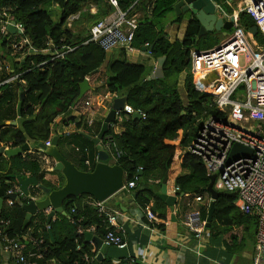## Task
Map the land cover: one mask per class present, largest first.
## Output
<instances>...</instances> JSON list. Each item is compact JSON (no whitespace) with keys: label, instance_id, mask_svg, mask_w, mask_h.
Wrapping results in <instances>:
<instances>
[{"label":"trees","instance_id":"obj_1","mask_svg":"<svg viewBox=\"0 0 264 264\" xmlns=\"http://www.w3.org/2000/svg\"><path fill=\"white\" fill-rule=\"evenodd\" d=\"M178 1L118 0L120 8L124 11L133 6L136 10L144 12L143 17L139 19L132 46L141 50L149 43L156 62L165 57L163 77L148 79L151 74L148 66L130 62L124 50H121L124 58L113 59V53L110 60H107V51L89 40V28L79 26L83 23H89L90 26L113 12V7L103 0H0V10L9 11L16 21L25 25V34L35 48L43 49L47 47V42L52 40L74 49L63 58L52 61H49V56L42 54H31L17 61L16 58L22 55V50L15 56H11L7 51L2 53V57L11 63L13 71L22 73L20 80H25V83H8L0 88V146L20 147L29 139L34 140L36 144L45 142L52 136V125L61 118V123H75L77 129L86 130L77 132L75 136L83 141L82 149H89L91 167L83 162L77 166L82 170H93L99 150L86 134L96 136L103 122L91 132L93 125L89 126L83 117L77 121L75 116H71V112L83 100L82 98L76 102L80 94V83L106 67L110 72L106 79V91L126 97L127 105L145 114V118L133 117L121 111L119 117L123 131L116 136L119 147L125 152L117 164L123 167L126 181L137 180V203L145 208L154 201L153 212H158L160 218L173 224L172 212L157 196L166 175L175 187H180V191L174 192L175 195L190 193L203 197L207 195L205 198H208L207 187L210 178L206 167L198 156L185 150L197 136L202 119L209 116L225 117V114L213 106L210 95L195 89L191 52L212 49L219 45L220 41L217 40L215 31L198 37L201 23L194 15L184 37L172 39L167 31L168 26H179L185 17L176 15L169 24L166 22L167 15L175 11L174 6ZM149 3L150 12L147 9ZM91 4L97 6L96 13L84 11L85 8L89 9ZM225 8L229 12L233 11L229 5H225ZM77 13H80L79 18L71 28L68 27V18ZM239 22L246 32L256 26L254 20L244 12L240 14ZM259 34L258 32L257 37ZM213 36L215 41L211 40ZM2 39V46L7 49L6 40L4 37ZM181 76L183 82L180 80ZM180 86L184 87L185 92L180 90ZM21 89L25 90L26 95L22 116L18 118L17 106ZM15 120L19 121L18 126L11 124ZM117 122L116 119L114 123ZM113 132L114 129L110 126L105 137ZM59 137L61 141L62 136ZM31 150L11 158L0 157V218L11 221L9 234L15 236L33 228V236L42 237L45 241L42 247L46 249V253L39 264H140L124 258L118 263L111 258L95 262L97 247H92L85 234L94 227V233L104 236L108 222L106 216L98 212V201L88 194L67 198L64 201V211L67 215L59 213L58 218L53 217L48 223L47 214L39 212L32 217L28 227L23 229L26 216L23 206L19 201L13 206L8 205V190L19 185L18 180L12 178L11 174L18 172L24 178L36 177L40 183L53 189L61 187L64 183L62 173L53 170L60 175V183L50 184L45 179L46 157L37 148ZM178 168L183 172L177 173ZM32 189V194L40 192L38 187ZM84 198L90 200L85 201ZM236 200L237 195L224 193L215 201L213 220L210 228H207L210 237L230 234L233 228L256 220L255 217L242 213L236 206ZM22 202L27 203V199H22ZM72 209H75V212H72ZM208 210L206 206L203 207L204 219L207 218ZM47 225L50 228H47ZM230 236L234 244L230 246V250H240L238 236Z\"/></svg>","mask_w":264,"mask_h":264},{"label":"built area","instance_id":"obj_2","mask_svg":"<svg viewBox=\"0 0 264 264\" xmlns=\"http://www.w3.org/2000/svg\"><path fill=\"white\" fill-rule=\"evenodd\" d=\"M103 1L114 10L88 27L89 40L97 43L105 51L114 52L115 48L119 47L125 52H133L136 49L132 46V42L139 25V11L133 6L126 11L122 10L118 0ZM225 5L232 7L233 11L229 12ZM216 6L219 16L233 17L235 34L227 42L212 49L192 50L191 71L195 89L210 95L213 106L225 114V117L209 116L204 121L201 120L197 136L185 151L198 156L203 161L209 177L216 174L214 182L216 190L235 192L238 209L244 214L255 217L257 232L253 264H264V49L256 51L251 44V40H254L253 36L250 31L246 32L241 28L239 22L241 13L248 14L258 27V32L264 36V0H225L223 3H216ZM150 8L149 3L148 12ZM88 10L96 13L98 9L96 5L91 4L89 9H84V11ZM79 16L80 13L71 15L68 18V27L71 28ZM13 21L16 29L14 33L8 29V25ZM25 32V25L16 21L13 14L7 10H0V38L4 37L6 40V51L11 56L22 50V55L16 58L17 61L31 54L47 55L49 61H52L63 58L66 53L74 50L70 46L57 44L52 40L47 42V47L37 49ZM144 48V52L152 56L149 43H146ZM2 55L0 52V88L15 80L25 83V80H20L22 73H15L11 63ZM242 59L245 62L244 66L241 64ZM86 78L90 81V76ZM109 96L112 103L117 94H109ZM97 98L100 99V95L96 96ZM107 98L108 95L98 105H102ZM78 107H81L83 113L88 114L86 117L88 125H93L94 99L84 96ZM119 113L117 112L116 115L118 122L110 124L115 128L113 134L106 136L100 142L101 149L109 153L110 161L113 163H117L125 154L116 140V136L121 134L118 128V123L121 122ZM140 113L145 118V114ZM65 134L70 136L72 132L66 131ZM51 138L44 142L46 146L51 144ZM236 143L250 148L252 154L231 159ZM36 148L40 151L38 147ZM83 151L88 154L89 149L85 148ZM41 153L46 157V169L53 170V161L51 163L53 159L44 152ZM84 162L87 166L91 165V160L87 156ZM136 185V179L126 181L123 189H133ZM174 191H180V187L176 186ZM12 194H15L16 198L9 197ZM183 196L188 200L182 214V225L200 239L207 231L206 219L202 216L203 207L195 203L202 204L206 200L203 206L209 208L211 195L209 194L207 199L190 193ZM7 197L9 206H13L18 201L17 198L27 199V203L31 199H38L37 195L32 193L25 196L20 185L8 190ZM97 206L98 212L103 213L108 222L107 231L103 236L104 245L126 247L127 243L118 222V213L108 211L103 202H98ZM72 212H75V209H72ZM144 212L150 221L159 222L157 214L148 205L144 208ZM10 226L9 219L0 218L1 260L6 264H39L46 253V249L42 247L44 239L35 238L32 229L11 236L8 232ZM47 228L50 226L47 225ZM94 229L92 227L88 231L94 232ZM86 259H88L87 255Z\"/></svg>","mask_w":264,"mask_h":264},{"label":"crops","instance_id":"obj_3","mask_svg":"<svg viewBox=\"0 0 264 264\" xmlns=\"http://www.w3.org/2000/svg\"><path fill=\"white\" fill-rule=\"evenodd\" d=\"M189 22V17H184L183 21L179 25L180 31H182V33H179L178 37L176 38L182 39L184 37ZM169 26L167 29L168 32ZM172 27H174V25ZM129 54H132L135 59L139 61L144 57H151L153 61L152 63L148 64V67L151 69V73L155 70L157 62L153 58V56H150L144 52V48L141 50L135 49L133 52H126L125 56L128 57ZM99 72L100 71L95 72L94 74L98 75ZM101 77L102 76H100L99 79ZM103 80L106 82V79ZM13 83H21V85L24 84V82H20L19 80H15ZM109 94L111 95L112 93ZM109 97L110 96L108 95L107 105L104 103L102 105H97L95 98L92 97L94 99L93 108L95 110L93 115L94 123L91 132H94L96 127L104 121L106 115L110 111L112 103ZM87 115V113H83V111H81V107H77L71 112V116H75L77 121H79L81 117H83V119H86ZM16 121L18 126L20 123L18 120ZM118 128L121 130V132L123 131L121 123H118ZM113 129L115 130V128ZM66 131H71L72 136H66ZM81 131L85 132L86 130H84V128L77 130L76 126L73 123H70L69 125L61 123V119H58L55 124L52 125V135L62 136V140H59V147L61 152L67 159L71 160L76 165L81 164L82 162L85 164V162L83 161V157L84 159L86 158V156L89 157L90 152L89 151L88 154L84 153L81 147L84 145L83 141L78 138V136H75L77 132ZM97 157L95 162H97ZM54 164L55 162L53 160L52 165L54 166ZM88 167H91V165ZM46 172L47 173L45 174V179L50 182V184L58 185L60 183L61 177L59 174L54 173L53 170L49 169H46ZM180 172H183V170L181 168H178L177 173ZM136 188L137 187L133 189H122L112 197L107 199L105 202H103V205L108 211L112 213H118L119 226L127 243L126 247L124 248H118L116 246L109 247V250L103 259L111 258L115 263H118L119 260L123 258L129 260L134 259L135 262H138L140 264H253L256 247V220L254 222L247 221L244 226L233 228L230 234H223L216 238H213L210 237L208 231H206V233H204V235L200 239H198L182 225V214L188 200L186 197H184L183 195L178 196V201L175 205L174 210L177 220H172L173 224H170V222L166 219L160 218L158 216V212H156V214L159 218V222H152L146 216L144 208L141 207L136 201ZM168 189L171 194H174L175 186L172 180L168 181ZM32 190V186H30V193H33ZM36 195L38 199L44 198V194H42L41 192L36 193ZM205 197H207V195H204V198ZM84 200L89 201L90 199L84 198ZM204 203H206V200L204 201ZM204 203L202 202L201 204L200 202H197L195 204L197 206L204 207ZM153 205L154 201H152L148 206L153 210ZM45 213L47 214L48 212ZM58 217L59 214H56L54 216V219ZM31 229L32 231H34L33 228ZM235 229H240V233H235ZM92 233L94 235H98L94 232ZM231 234H236L238 236V240L241 245L240 250H237L235 252L230 250V246L234 245L230 236ZM100 237L103 238V236ZM250 241H252V244L249 243ZM89 242L93 248H95L94 245L97 247L98 253L99 248L97 244H95L93 241ZM94 260L95 262H99L98 260H96V257L94 258ZM0 264H6L1 260V257ZM47 264L57 263L51 262Z\"/></svg>","mask_w":264,"mask_h":264},{"label":"water","instance_id":"obj_4","mask_svg":"<svg viewBox=\"0 0 264 264\" xmlns=\"http://www.w3.org/2000/svg\"><path fill=\"white\" fill-rule=\"evenodd\" d=\"M216 3H218L217 0H179L174 6V10L178 16L190 13L198 19V21L201 23L198 37L214 31L223 32V34L226 35L228 31L234 27V19L232 16L230 18L219 16ZM14 24L15 21L8 25V29L12 33L16 32ZM250 33L252 36H256L258 34V27H252L250 29ZM112 54V50L107 51V60H110ZM164 61L165 57H161L157 60V66L155 70L149 75L148 79L163 77ZM90 90L91 86L89 79L85 78L84 81L80 83V94L76 102H79L82 98H84L86 93ZM25 95V90L21 89L19 103L17 106L19 118L22 116ZM121 111L129 113L133 117H141V113L139 111L134 110L132 107L127 105L126 97L117 96L113 99L111 109L106 115L99 133L94 137L86 134L87 138L92 140L99 150L97 162L93 170H82L74 162L64 156L59 147V135H54L51 138V144L49 146H46L44 142L36 144L35 141L31 139H29L28 142L20 147L6 148L4 145L0 146V157L6 156L7 158H11L38 147L41 152H44L47 156L54 160L55 164L53 170L61 172L64 177L63 185L57 189H53L40 183L36 177L24 178L18 172L11 174L12 178H16L18 180V183L25 196H29L30 186L38 187L40 192L44 194V198L36 200L31 199L30 202L24 204L21 198H17V200L23 206V209L26 211L23 229L28 227L32 217L39 212H48V223L51 222L52 218L56 214L61 213L63 215H67V212L64 211V201L69 197H77L88 194L98 202H105L107 199L124 188L126 174L123 167L110 161L109 153L102 150L100 144L106 133H108L110 124L116 120L117 112ZM60 119L61 118H59V120ZM11 124L17 125V121H12ZM251 154L252 150L250 148L236 143L232 150L231 159H235L239 156H250ZM140 173H142V171H140ZM209 178L210 183L207 187V192L211 195L212 201L210 203L206 218L207 228H210L211 226L215 211V201L219 198V196L224 193H230L231 195L236 196L235 192L218 191L215 189L214 182L216 180V174L211 175ZM168 181L169 178L168 175H166L163 179L160 191L157 192V196L170 207L172 212V220L176 221L177 219L174 210L178 201V196L170 193L168 189ZM9 197L16 198L15 194L9 195ZM50 235L52 236L51 232ZM85 235L87 241H93L95 244H97L99 252L96 255V260L101 262L107 254L109 247L104 245L103 238L100 236L94 235L90 231H87Z\"/></svg>","mask_w":264,"mask_h":264},{"label":"rangeland","instance_id":"obj_5","mask_svg":"<svg viewBox=\"0 0 264 264\" xmlns=\"http://www.w3.org/2000/svg\"><path fill=\"white\" fill-rule=\"evenodd\" d=\"M220 3H223V1H219ZM139 11V10H138ZM144 12L143 11H139V18L143 17ZM176 16V12H171L170 14L167 15L166 17V22L169 24ZM56 19H58V16L55 17ZM91 25V24H90ZM81 28L82 27H86L88 28L89 23H83L82 25H79ZM79 28V27H78ZM236 28L233 27L231 30L228 31V33L226 35L223 34V32H217L215 31L218 35L217 40L220 41V44L227 42L231 37H233V35L235 34ZM169 33H170V37L172 39L178 37L179 33H182V31H180V26H174L172 27L171 25L169 26ZM258 35V34H257ZM253 36L254 40H251V44L253 47H255L256 51H262L264 49V36L262 35V33L259 34V37ZM215 36V35H214ZM213 36V38H211V40L215 41V37ZM2 41L3 39L0 38V52L5 53L6 49L3 48L2 46ZM124 58V55L121 53V48L116 47L114 50V55H113V59H122ZM129 59L130 62H134V63H139V64H144L147 65L152 63L153 59L150 58H142L139 60L135 59V57L132 54H129L128 57H126ZM242 66L245 65L244 59H242L241 62ZM101 73V74H100ZM110 75L109 70L106 67H103L102 70L99 72L98 75L96 74H92L90 75V85H91V90L88 91V93L86 94V96L88 97H93L96 100V104L98 105V103H100L102 101V99L105 98V96L109 95V92L106 91V87H105V81L103 79H107L108 76ZM102 76L100 79L99 77ZM181 82H183V76H181ZM180 90L182 92H185L184 87L180 86ZM241 94H243L241 92ZM96 95H100V99H96ZM104 104H108V100H104ZM204 121V119H202ZM223 191V190H220ZM42 193V192H41ZM43 194V193H42ZM235 233L239 234L240 233V229H235L234 230ZM250 244H252V241L249 242Z\"/></svg>","mask_w":264,"mask_h":264},{"label":"flooded vegetation","instance_id":"obj_6","mask_svg":"<svg viewBox=\"0 0 264 264\" xmlns=\"http://www.w3.org/2000/svg\"><path fill=\"white\" fill-rule=\"evenodd\" d=\"M182 15H184L185 17H186V16L189 17V19H192V14H190V13L182 14Z\"/></svg>","mask_w":264,"mask_h":264}]
</instances>
